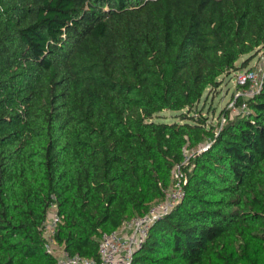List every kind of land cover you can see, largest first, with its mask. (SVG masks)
I'll return each instance as SVG.
<instances>
[{
    "label": "trees",
    "instance_id": "obj_1",
    "mask_svg": "<svg viewBox=\"0 0 264 264\" xmlns=\"http://www.w3.org/2000/svg\"><path fill=\"white\" fill-rule=\"evenodd\" d=\"M261 51L264 0H0V264H55L52 203L58 243L98 259L186 149L184 198L133 264H264V85L219 132L191 115Z\"/></svg>",
    "mask_w": 264,
    "mask_h": 264
},
{
    "label": "built area",
    "instance_id": "obj_2",
    "mask_svg": "<svg viewBox=\"0 0 264 264\" xmlns=\"http://www.w3.org/2000/svg\"><path fill=\"white\" fill-rule=\"evenodd\" d=\"M237 83L239 93L224 110L231 118L249 114L248 101L262 91L264 73L253 68L242 71ZM224 112L220 118L219 130L227 122ZM209 147L210 143L201 151L208 150ZM191 156L192 153L186 155L185 162L175 167L173 179L177 183L165 191V198L162 201L153 204L146 214L128 219L119 229L102 234L99 239L98 259L70 254L58 243L56 235L63 217L58 212V205L52 203L48 218L42 227L46 252L54 257L55 264H133L135 254L146 243L154 224L167 216L184 198V186L188 181L184 167L189 163Z\"/></svg>",
    "mask_w": 264,
    "mask_h": 264
},
{
    "label": "rangeland",
    "instance_id": "obj_3",
    "mask_svg": "<svg viewBox=\"0 0 264 264\" xmlns=\"http://www.w3.org/2000/svg\"><path fill=\"white\" fill-rule=\"evenodd\" d=\"M246 57L242 58L237 63V67L242 65L243 60ZM261 70L264 73V51L258 53V55L250 62L249 66L238 71H233L225 74L221 78V85L217 89L208 90L204 95L202 101L199 105L192 109L191 115L195 117H205L207 119L208 126H213L218 132L220 128V118L224 110L227 109V106L231 103L233 97L238 95L239 86H238V76L242 71L248 69ZM186 113V112H184ZM180 113L172 111H164L155 117L156 121H164L168 123L179 121ZM225 125V124H224ZM223 125V126H224ZM209 141L203 145L199 146L200 150H204L208 146ZM193 150L186 149V155H191ZM177 183L173 179L172 186H175Z\"/></svg>",
    "mask_w": 264,
    "mask_h": 264
}]
</instances>
